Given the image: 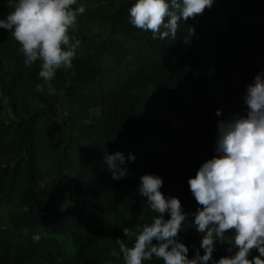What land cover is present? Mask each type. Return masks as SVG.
<instances>
[{"label":"trees","instance_id":"1","mask_svg":"<svg viewBox=\"0 0 264 264\" xmlns=\"http://www.w3.org/2000/svg\"><path fill=\"white\" fill-rule=\"evenodd\" d=\"M135 2L77 0L74 7L82 4L86 10L70 35L80 43L72 68L57 70L54 94L47 88L36 91L43 83L40 62L25 67L11 34L0 38V101L6 97L14 115L6 121L0 102V157H7L0 159V264L124 263L115 239L131 246L123 228L135 232L157 215L137 190L144 174L162 177L161 191L178 197L185 212L199 207L188 180L216 155L218 123L230 114L245 113L246 87L264 71L254 61L244 62L234 85L238 70L225 40L234 32L264 33V0H214L202 15L180 21L175 40L153 39L151 32L133 26L129 9ZM5 5L0 0V18L8 14ZM263 47L264 35L259 43ZM207 78L221 91L222 106ZM150 89L162 108L182 118L192 115L197 123L163 126L150 103ZM59 98L69 111V126L60 130L50 125ZM217 109L222 115H216ZM150 132L173 136L175 145L158 148L148 140ZM116 151L136 156L120 180L112 179L104 162ZM68 163H82L83 168L74 174ZM51 174L44 189L41 178ZM62 186L69 188V206L59 193ZM25 206L27 212L22 211ZM192 219L183 222L178 237L189 248L190 259L197 249L204 254L203 234ZM37 234L39 242L33 240ZM61 234L69 235L72 253L62 246ZM229 247L217 241L213 258L231 255ZM144 264L163 262L153 258Z\"/></svg>","mask_w":264,"mask_h":264},{"label":"clouds","instance_id":"2","mask_svg":"<svg viewBox=\"0 0 264 264\" xmlns=\"http://www.w3.org/2000/svg\"><path fill=\"white\" fill-rule=\"evenodd\" d=\"M10 11L0 18V29L9 31L19 44L25 67L40 62L37 92L55 93L52 81L59 69H70L79 40L70 35L85 6L77 0H5ZM214 0H136L129 9L130 23L153 39L175 40L181 20L202 15ZM189 31L193 34L195 29ZM189 43V38L184 37ZM245 113L230 114L217 125L215 153L198 169L188 185L199 207L185 212L178 197L161 191L163 178L144 174L138 192L157 215L135 232L123 228L124 237L116 238L124 264H144L156 258L163 264H264V71L257 73L243 96ZM217 116L222 110L217 109ZM134 153L121 151L106 155L104 162L112 179L127 176L128 161ZM22 211L27 212L25 206ZM170 219L165 220V215ZM203 234L200 249L189 258V248L179 237L184 221ZM33 240L39 242L40 236ZM154 241H156L154 243ZM227 242L231 255L213 258L216 242ZM257 250L259 255L249 258Z\"/></svg>","mask_w":264,"mask_h":264},{"label":"rangeland","instance_id":"3","mask_svg":"<svg viewBox=\"0 0 264 264\" xmlns=\"http://www.w3.org/2000/svg\"><path fill=\"white\" fill-rule=\"evenodd\" d=\"M4 10L6 13H9L10 9L8 5H5ZM9 31L2 29L0 32V38L5 39L9 35ZM264 33L261 30L255 31H241V32H234L230 34L225 40V46L231 50L232 60L238 70L235 74L234 85L239 84V80L241 78V67L244 62L254 61L258 64L259 67L264 68V47L263 49L259 48V43L261 37ZM208 84L210 85L211 93L215 96L220 106H222L223 95L221 91L215 86L212 79L207 78ZM148 97L150 103L153 107H155L157 114L160 116L162 125L165 127H178L180 125L186 124L189 126L195 125L197 123L196 117L189 115L188 117H180L177 113L172 110L162 108L157 100V94L154 90L150 89L148 92ZM187 100L189 101L192 97L187 94ZM3 103V110L2 115L3 118L7 121L10 118H13L14 115L12 114L11 110L7 104V98L4 97L2 101ZM57 109L55 115H53L50 125L55 126L57 129H62L64 127H68L69 124L67 123V116H68V107L65 104L63 98H59L56 102ZM37 109H45V106L37 107ZM148 140L155 143L158 148L167 149L171 146L175 145V138L171 135L166 136H159L156 132H150L148 134ZM7 157L1 156L0 159L5 160ZM83 168V164H75V163H68L67 170L71 173L78 174L81 169ZM54 174L45 175L41 178V184L44 189L48 188L49 183L51 182ZM69 188L66 186H62L59 189V193L64 199L65 205H70V203L66 200V195L68 194ZM62 246L67 249L69 253H72L74 247L70 240L69 235L61 234L58 236ZM255 257V250H253L249 256V258ZM107 264H124L119 263L116 260H110Z\"/></svg>","mask_w":264,"mask_h":264}]
</instances>
